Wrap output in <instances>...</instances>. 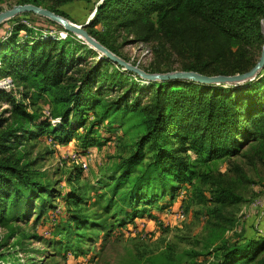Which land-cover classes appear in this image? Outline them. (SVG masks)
<instances>
[{
    "label": "trees",
    "instance_id": "16d2710c",
    "mask_svg": "<svg viewBox=\"0 0 264 264\" xmlns=\"http://www.w3.org/2000/svg\"><path fill=\"white\" fill-rule=\"evenodd\" d=\"M39 1L27 3L40 5ZM50 1L47 8L55 12L56 6L75 0ZM99 2L92 8L95 14L85 29L101 26L108 33L135 29L143 41L156 37L173 49L183 46L180 55L188 60L182 63V70L206 75L243 73L255 65V52L263 44L264 0ZM25 30L26 26L17 24L0 39V78L11 76L12 82L23 89L21 99H16L12 90L0 86V101L10 105V110L0 112V220L25 219L33 202L45 191L13 153L23 139L39 137L49 126L55 133L61 132L60 141L65 142L95 111L97 123L103 117L111 123H123L130 115L139 118L140 135L134 151L120 167V177L136 173L119 198L123 208L118 214L126 223L146 214L145 207L164 196L171 198L181 185L198 181L193 189L202 196V186L210 183V178L195 168L187 152L205 160L239 154L243 145L256 136L255 127L264 123V68L255 81L242 85L184 79L145 80L146 84L141 85L128 81L132 72L104 69L108 64L104 57L82 69L84 58L76 55L79 45L71 46L68 37L39 32L31 40H20L17 36ZM86 31L114 51L100 33ZM110 91L118 94L105 98ZM47 93L62 108L56 114L51 110L52 116L58 118L56 124L37 110L27 111L36 106L40 95ZM8 111L30 127L3 129L7 122L4 112ZM94 133L88 128L80 138L84 146L92 145L90 135ZM147 153L149 159L142 165ZM211 199L219 206L234 202L232 194L220 189L214 191ZM68 200L78 203L72 195ZM259 227L220 246L213 264H264V214Z\"/></svg>",
    "mask_w": 264,
    "mask_h": 264
},
{
    "label": "rangeland",
    "instance_id": "374dc122",
    "mask_svg": "<svg viewBox=\"0 0 264 264\" xmlns=\"http://www.w3.org/2000/svg\"><path fill=\"white\" fill-rule=\"evenodd\" d=\"M97 1L75 0L54 9L72 23L85 24L94 16L92 8ZM39 3L38 6L47 8L51 1ZM17 4L32 3L0 0V12ZM17 24L27 28L19 32L20 40H31L39 32L68 37L71 46L79 45L76 55L84 58L82 69L104 57L108 64L103 68L108 72H129L75 33L70 35L57 22L35 13H20L0 23V39L8 36ZM86 29L93 34L100 33L114 54L148 73L182 70L186 60L180 55L185 49L183 46L173 49L168 44L162 45L156 37L143 41L135 29L109 33L101 26ZM261 47L255 52L257 57ZM74 76H78L77 73ZM6 77L11 76L0 80ZM128 81L146 84L134 73L129 75ZM7 90L21 99L23 89L19 84L13 83ZM116 94L117 91H110L105 98ZM5 109L10 110V105L0 101V112ZM33 110L48 116L51 122V118H56L51 110L56 114L62 108L55 103L52 94L47 93L38 97L34 108L27 109ZM4 116L7 122L3 129L30 127L9 111L4 112ZM97 120L95 111L76 129L70 141L61 142L62 133H55L49 126L39 137L23 139L18 145L14 158L27 165L45 191L33 202L34 207L25 219L0 220V264H213L220 246L260 229L264 214V123L255 127L256 136L243 145L239 154L205 160L187 152L195 168L210 178V183L202 186V196L193 189L198 181L181 185L171 198L164 196L145 207L146 214L123 223L118 214L123 208L119 198L136 173L128 178L120 177V167L134 151L140 135L139 118L126 116L123 123H111L108 117H103L100 123ZM88 128L95 131L90 135V140L94 141L84 146L80 138ZM148 159L147 153L142 165ZM116 184L119 188L114 190ZM219 189L232 194L234 202L216 205L211 198ZM70 195L77 204L68 200Z\"/></svg>",
    "mask_w": 264,
    "mask_h": 264
},
{
    "label": "water",
    "instance_id": "95a60500",
    "mask_svg": "<svg viewBox=\"0 0 264 264\" xmlns=\"http://www.w3.org/2000/svg\"><path fill=\"white\" fill-rule=\"evenodd\" d=\"M102 0H100L101 2ZM99 2V3H100ZM35 13L38 15H42L48 17L49 19L57 22L60 24L66 31L75 33L83 40H85L92 48L97 50L101 55L106 56L109 60L114 62L115 64L121 66L123 69L136 74L137 76L143 78L147 81H161V80H168V79H184V80H192L200 83L205 84H234L238 85L244 83L247 80H251L255 78L260 71L264 67V18L261 20L262 25V35H263V44L261 47V52L258 57L257 62L255 65L246 72L237 73L233 75H206L201 74L195 71H186V70H175L171 72H163V73H148L144 70L140 69L139 67L128 63L127 61L123 60L122 58L118 57L112 51H110L106 46L98 42L95 38H93L85 29V26L88 24L87 21L85 24H75L68 21L63 16L56 14L55 12L40 7L34 4H17L12 6L9 9L0 12V23L3 21L10 19L11 17L24 13ZM95 12V10H94Z\"/></svg>",
    "mask_w": 264,
    "mask_h": 264
},
{
    "label": "built area",
    "instance_id": "2783aa9c",
    "mask_svg": "<svg viewBox=\"0 0 264 264\" xmlns=\"http://www.w3.org/2000/svg\"><path fill=\"white\" fill-rule=\"evenodd\" d=\"M0 86L4 87L6 89H10L13 87V82H12L11 78L6 77V78H3L0 80ZM46 113H47V115H50L49 112L46 111ZM57 121H58V118H51L52 123H55Z\"/></svg>",
    "mask_w": 264,
    "mask_h": 264
},
{
    "label": "crops",
    "instance_id": "0c3cea01",
    "mask_svg": "<svg viewBox=\"0 0 264 264\" xmlns=\"http://www.w3.org/2000/svg\"><path fill=\"white\" fill-rule=\"evenodd\" d=\"M156 215H157V214H156ZM136 219H137V218H136ZM139 220H141V221H142V220H144V219H142V218H139ZM149 221H150V220H149Z\"/></svg>",
    "mask_w": 264,
    "mask_h": 264
},
{
    "label": "bare ground",
    "instance_id": "6f19581e",
    "mask_svg": "<svg viewBox=\"0 0 264 264\" xmlns=\"http://www.w3.org/2000/svg\"><path fill=\"white\" fill-rule=\"evenodd\" d=\"M94 14H95V12H94Z\"/></svg>",
    "mask_w": 264,
    "mask_h": 264
}]
</instances>
